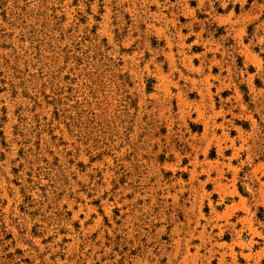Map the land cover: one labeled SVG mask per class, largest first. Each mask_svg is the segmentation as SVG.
<instances>
[{"label":"rangeland","instance_id":"1","mask_svg":"<svg viewBox=\"0 0 264 264\" xmlns=\"http://www.w3.org/2000/svg\"><path fill=\"white\" fill-rule=\"evenodd\" d=\"M0 264H264V0H0Z\"/></svg>","mask_w":264,"mask_h":264}]
</instances>
